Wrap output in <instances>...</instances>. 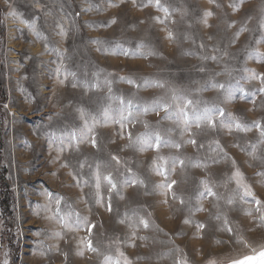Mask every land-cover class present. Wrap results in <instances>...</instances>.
<instances>
[{"label":"rangeland","instance_id":"374dc122","mask_svg":"<svg viewBox=\"0 0 264 264\" xmlns=\"http://www.w3.org/2000/svg\"><path fill=\"white\" fill-rule=\"evenodd\" d=\"M146 3L0 0V264L5 260L8 264H105L106 256L117 257V249L130 264H174L182 257L189 264H225L264 248L257 206L238 199L227 204L235 196L236 184L229 177L236 168L257 198L264 200V176L258 175L264 172V142L259 131L229 132L219 123L215 129L206 125L198 129L192 123L182 134L183 125L164 119L163 110L139 114L145 103L154 100L162 99L174 109L175 89L193 101L218 105L225 119L231 113L248 124H264V93L259 92L264 84L247 79L251 73L245 71L264 74V61L257 59L264 54V0H162L171 12L165 24L154 20L164 19L163 12L152 5L144 7ZM234 3L240 4L238 11L231 6ZM205 11L213 13L208 18L211 27L201 23ZM113 19L116 23H111ZM165 28L173 31V40L167 39ZM141 44L145 47L138 48ZM123 50L137 54L126 56ZM149 51L155 55H148ZM213 55L215 61L204 59ZM145 80L150 83L145 85ZM155 81L165 87H156ZM213 83L225 84L228 91L211 87ZM241 89L246 92L244 99ZM118 98L140 106L133 107L134 122L124 130L123 139L118 124L101 121L94 128L96 148L86 141L77 151L72 142L71 148L57 151L61 141L68 145L71 134L83 127L78 108L99 117L105 107L119 108ZM127 132L133 139L140 133L159 132L181 147L162 144L158 151H141L129 146ZM190 139L197 145L187 143ZM112 155L120 159L119 165ZM157 156L185 161L181 165L178 160L175 171H169L170 179L177 181L173 191L185 204L171 194L164 203L165 197L154 190L164 180L152 171ZM65 162L68 167L61 166ZM97 163L100 172L111 173L118 185L109 194L102 184V204L95 197ZM197 163L207 167L194 166ZM133 174L144 183L123 186L122 179ZM73 175H78L80 186ZM201 180H207L221 199L205 197L200 202L205 211L190 213L189 208L198 206ZM45 192L63 198L59 213ZM109 195L111 212L106 209ZM248 211L253 215H246ZM218 212L227 216L233 232L220 230L221 222L214 218ZM76 213L96 225L91 236L85 229L63 227L59 218L71 222ZM140 216L150 220L149 229L132 226ZM185 219L191 222L185 224ZM197 223L207 228L199 232ZM82 239H91L97 251L83 248ZM82 248L84 255H77Z\"/></svg>","mask_w":264,"mask_h":264},{"label":"snow or ice","instance_id":"6c2138e0","mask_svg":"<svg viewBox=\"0 0 264 264\" xmlns=\"http://www.w3.org/2000/svg\"><path fill=\"white\" fill-rule=\"evenodd\" d=\"M133 2H135V0H133ZM149 5L156 7L158 11H161L164 14V19H161V17L159 16L154 17V20L156 22L160 24H165V22L170 19L171 12L169 10V7L164 5L162 3V0H147V3L144 4L143 6L147 7ZM231 6L233 7L234 10L238 11L240 4L234 3ZM12 15H16V13L12 12ZM212 15L213 13L211 11H205L203 13V18L201 20V23H203L206 27H211V25H209L208 23V18L211 17ZM22 22L27 23L26 21H22ZM171 22L176 23V21L174 20ZM111 23H116V20L113 19ZM29 27L34 29V25H29ZM229 27H232V24H229ZM261 27L264 28V24H261ZM246 30H247L246 28L241 29V31H246ZM165 31L167 32V39L171 41L175 38L174 33L171 29L165 28ZM61 34L64 35L65 33H63L62 31ZM239 34H240L239 32L235 34L237 38L239 37ZM185 38L187 37L185 36ZM209 39H212V37L210 36ZM96 43H100V41H96ZM144 47L145 46L143 44L138 45V48H144ZM200 47L204 48V45L200 44ZM122 54L127 56L130 54L136 55L137 53H130L127 50H123ZM139 54L143 55L144 53L140 52ZM148 55H155V52L149 51ZM209 58L213 61L217 59L215 55L211 57H204V59H209ZM257 59L260 61H264V54H258ZM203 70L204 69H201V71ZM245 71L251 73L250 76L247 77V79L250 80L260 79L261 83L264 84V74L257 75L255 71L248 69H245ZM120 79L126 81L128 84L136 83V81L130 77H120ZM60 82L63 83V80H61ZM107 83H109L110 85L111 82L109 81ZM149 83L150 82L148 80L144 81L145 85ZM154 84L156 87H160V88L165 87V84L161 81H155ZM73 86L75 87V85ZM211 87L218 89H225V91H228V89H226L225 84L222 83L221 84L213 83ZM109 92H111V87H109ZM172 92L173 95L171 99L175 104L174 109H173V104L164 102L161 99V100H154L150 104L145 103L144 106L142 107V111H140L139 114H147L150 111L157 112L158 114L159 110H163L165 112L164 119H174L177 123L183 125L182 134L183 132H187L190 129L192 123H194L196 128L198 129L201 128L202 125H206L211 129H215L217 127V123H219V126L221 128H226L229 130V132L236 130L238 132L247 133L252 131L253 128H255L256 130L259 131L261 142H264V124H262L260 121H253L252 124H248L246 122L241 121L239 118L232 115L231 113H229L227 119H225V111L223 108L219 107L218 105L210 104L207 101H193L192 99H188L182 94H177L175 89H173ZM259 92L264 93V86L260 87ZM228 95L229 97H231L230 91L228 92ZM245 95H246L245 90L241 89L240 99H244ZM118 99L120 104L119 108L105 107L102 109L99 117L89 112H86V110L82 107L78 108L77 111L79 113V116L83 120V127L80 129L79 133L73 132L71 134L70 142L68 145H64L63 141H61V144L57 148V151L62 153L66 147L71 148L73 146L72 142H75V147L77 151L79 150V145L85 143L86 141L90 142L93 148H96L97 139L94 134V128L101 121L103 122L104 125H107L109 123L118 124L121 130L119 135L120 138L123 139L124 130L127 129L129 123L134 122V120L131 119L133 117V112H132L133 107H137L139 109L140 106L134 105L133 101L130 99L127 101H125L123 98H118ZM201 104L203 105V107H200ZM170 109H173V111L170 112ZM49 119H51V117H49ZM144 127L146 129L149 127L146 121L144 122ZM127 137L130 142L129 146L138 147L139 150L141 151L150 148L158 151L161 148L162 144L164 146L173 147L176 149H179L181 147L180 143H175L171 140L163 139L159 132L140 133L135 137V139H133L131 132H127ZM187 143H191L193 146L197 145V141L195 139H190L187 141ZM199 147H203V145H200ZM217 147H219L218 142H217ZM220 151L223 152V149H220ZM111 160L115 161L116 164L118 165L121 163L120 159L115 155L111 156ZM178 160L181 165H184L185 161L183 159H179L178 157L157 156L152 161V171H154L157 175L164 177V180L162 182L154 185V190L158 191L160 195H163L165 197L164 203L168 202L167 198L169 197V194H171L172 199H179V202L183 205L185 204L184 199L177 197L176 193L173 191V188L177 184V181L174 179H170L169 176V171L171 172L175 171V167ZM213 162H218V161L214 160ZM232 164L233 167H235V161H232ZM169 165L171 166L170 168ZM61 166L68 167L69 164L65 162ZM194 166L207 167V164L197 163ZM79 167L83 169L85 167L84 162H81L79 164ZM100 167L101 165L97 163L94 171V181H95L94 186L96 190L95 197L97 204H102L104 202L103 197L101 195L102 184H106L108 186L109 194L116 191L118 187L117 182L115 181L113 175L111 173L107 175H103L100 172ZM127 172L131 173L132 172L131 168H128ZM70 175H72V173H70ZM258 175L264 176V172L258 173ZM73 179L76 180L77 186H80L81 180L78 178V175H73ZM229 179L235 181L236 189L234 190V194H235L234 198L233 197L228 198L227 204L232 205L235 202V199H238L239 201H242L244 203H254L257 206L256 211L260 213L259 217L256 219L259 220L261 225H264V200L257 198L256 194L252 190V187L245 182L243 173H241V171L238 168H236L235 171L232 172ZM84 183L87 184V181H84ZM143 183L144 181L139 178H136L135 174H133V178L131 179H129L128 177H124L122 179L123 186H127L129 184L136 185ZM200 185L202 190L198 191V194L196 196V201L198 206H196L195 208H189L190 213L205 211L202 204L200 203L205 197H214L217 201L221 199V197H219L217 193L213 191L212 187H210L209 182L207 180H201ZM44 194L49 197L50 201L54 200V203L56 205V212L59 213L60 204L63 198L60 196H54V194L51 192H45ZM249 198L251 199L249 200ZM106 209L109 212L112 211L111 195H109L108 197ZM246 215L252 216L253 214L251 211H248ZM149 216H151V213H149ZM214 218L216 221L221 222L222 226L220 230L227 231L230 233L233 232V228L229 226L230 222L226 215H223L218 212L215 214ZM59 219L63 227L68 229L69 231H79L81 229H85L89 234V236L92 235L93 229L96 227L95 224H92L89 221L87 216L81 217L79 213L75 214V220L71 222L66 217H60ZM120 222L123 223L124 221L121 220ZM190 222L191 221L189 219L184 220L185 224H188ZM132 226L133 227L142 226L143 229H149L151 226V222L149 219L140 216L138 218V223H133ZM206 228L207 225L205 223H197L196 225V229L199 232H203ZM56 235L59 236L60 233H56ZM132 235L135 236V232H133ZM140 239H147V237H140ZM240 242L242 243L243 241ZM80 243L81 245H83V248H86L90 252L97 251V249L93 246V241L91 239H87V240L82 239ZM83 248L77 252V255L80 256L84 255ZM117 252L118 255L115 259L112 256H106L105 264H121V258H123V264H130V261L124 256L123 252H120L119 249H117ZM65 256H67L66 253ZM4 264H8L7 260L4 261ZM174 264H189V262L186 257H182V258H177L174 261ZM208 264H215V262L209 261ZM232 264H239V262L233 261ZM256 264H264V248L261 249L259 253V257L256 260Z\"/></svg>","mask_w":264,"mask_h":264},{"label":"water","instance_id":"95a60500","mask_svg":"<svg viewBox=\"0 0 264 264\" xmlns=\"http://www.w3.org/2000/svg\"><path fill=\"white\" fill-rule=\"evenodd\" d=\"M261 250L257 251L255 254H251V255H246L242 258H239L237 260H233V261H238L239 264H256V260L259 257V253ZM251 258V259H249ZM233 261H229L225 264H232Z\"/></svg>","mask_w":264,"mask_h":264},{"label":"trees","instance_id":"16d2710c","mask_svg":"<svg viewBox=\"0 0 264 264\" xmlns=\"http://www.w3.org/2000/svg\"><path fill=\"white\" fill-rule=\"evenodd\" d=\"M3 185V183H0V187ZM13 239V235H10V237H9V240L11 241ZM13 246V245H12ZM13 248V252L14 253H16V248H15V250H14V247H12Z\"/></svg>","mask_w":264,"mask_h":264}]
</instances>
